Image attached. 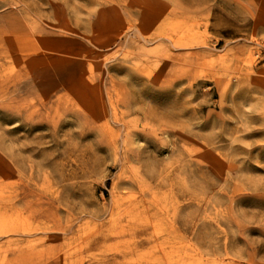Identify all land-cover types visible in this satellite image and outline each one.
Instances as JSON below:
<instances>
[{
    "label": "rangeland",
    "instance_id": "obj_1",
    "mask_svg": "<svg viewBox=\"0 0 264 264\" xmlns=\"http://www.w3.org/2000/svg\"><path fill=\"white\" fill-rule=\"evenodd\" d=\"M0 264H264V0H0Z\"/></svg>",
    "mask_w": 264,
    "mask_h": 264
}]
</instances>
